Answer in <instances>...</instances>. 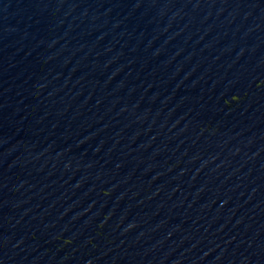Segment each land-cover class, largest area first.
Returning <instances> with one entry per match:
<instances>
[{
	"label": "water",
	"instance_id": "water-1",
	"mask_svg": "<svg viewBox=\"0 0 264 264\" xmlns=\"http://www.w3.org/2000/svg\"><path fill=\"white\" fill-rule=\"evenodd\" d=\"M0 264H264V0H0Z\"/></svg>",
	"mask_w": 264,
	"mask_h": 264
}]
</instances>
